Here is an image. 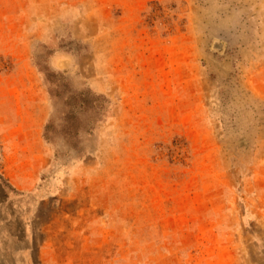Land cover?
I'll return each instance as SVG.
<instances>
[{"label":"rangeland","instance_id":"obj_1","mask_svg":"<svg viewBox=\"0 0 264 264\" xmlns=\"http://www.w3.org/2000/svg\"><path fill=\"white\" fill-rule=\"evenodd\" d=\"M0 264H264V0H0Z\"/></svg>","mask_w":264,"mask_h":264},{"label":"trees","instance_id":"obj_2","mask_svg":"<svg viewBox=\"0 0 264 264\" xmlns=\"http://www.w3.org/2000/svg\"><path fill=\"white\" fill-rule=\"evenodd\" d=\"M89 95L87 93L81 92L78 94L73 95V98L78 99V102H80L81 107L85 105L86 100L88 99ZM98 98V97H97ZM69 117H71V115L73 116V118L75 117V112L73 110L70 109L69 113H68Z\"/></svg>","mask_w":264,"mask_h":264}]
</instances>
